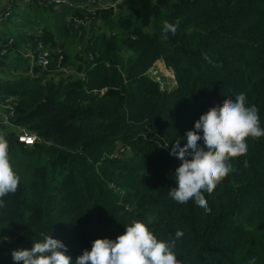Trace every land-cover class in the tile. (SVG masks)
Instances as JSON below:
<instances>
[{
    "label": "trees",
    "instance_id": "16d2710c",
    "mask_svg": "<svg viewBox=\"0 0 264 264\" xmlns=\"http://www.w3.org/2000/svg\"><path fill=\"white\" fill-rule=\"evenodd\" d=\"M36 4L39 33L20 30L19 18L0 31V107L12 110L0 140L19 176L0 208V264H22L11 250L46 234L74 259L135 220L165 241L182 231L180 264H264V136L245 138L247 153L230 158L231 171L205 194L207 210L168 196L180 163L169 150L209 108L244 92L264 128V0ZM76 41L72 64L66 47ZM158 60L172 72L170 89L150 71ZM68 70L74 78L54 80ZM22 130L37 140L19 141Z\"/></svg>",
    "mask_w": 264,
    "mask_h": 264
},
{
    "label": "clouds",
    "instance_id": "9594fccd",
    "mask_svg": "<svg viewBox=\"0 0 264 264\" xmlns=\"http://www.w3.org/2000/svg\"><path fill=\"white\" fill-rule=\"evenodd\" d=\"M162 30L174 35L176 24L164 21ZM233 96L234 99H228L222 106L202 113L193 128L173 142L169 154L180 163L173 172L175 187L168 191L172 200L181 204L192 200L194 205L207 210L205 194L211 193L231 171L230 158L247 153L245 138L264 136L256 105L246 104L244 92ZM180 140L185 141L182 146ZM18 183L19 176L10 162L7 144L0 140V208L5 206L3 197L15 193ZM182 236L183 232L177 230L167 241L158 239L144 222L135 220L125 224V231L115 238H95L91 247L74 259L67 252V245L50 234L34 240L30 248L12 249L11 257L22 264H180L173 249ZM248 264H255V257Z\"/></svg>",
    "mask_w": 264,
    "mask_h": 264
},
{
    "label": "rangeland",
    "instance_id": "374dc122",
    "mask_svg": "<svg viewBox=\"0 0 264 264\" xmlns=\"http://www.w3.org/2000/svg\"><path fill=\"white\" fill-rule=\"evenodd\" d=\"M37 6L38 5L36 4V0H0V31L4 29L13 30L14 28L13 23L17 20V18H19V21L22 19L21 21L26 22L25 26L22 24L23 22H19L20 30H24L26 32H32V33H35V32L39 33V31L42 28V23L38 21V19H36V16H34V13L39 12L41 10V7L40 9H38ZM63 6L65 10L70 11V8L68 5L64 4ZM3 11L12 13L11 15L12 17L8 21L7 19L3 18L6 16V13ZM15 11L19 12L17 16L14 14ZM23 18H26V19L23 20ZM147 30H149V28H147ZM78 42L79 41H76V43L72 47H69V48L66 47V52L70 56L69 60L71 59L72 64L74 62L73 56L76 53V51L79 49ZM27 47H28L27 45L22 44V50H26ZM69 66H71V64ZM150 71L151 72L155 71L157 74H160L163 76L166 89H170L175 85L171 70L167 68L162 61L160 60L156 61L152 65ZM6 74L8 75V73ZM19 74H20V71L18 70L16 72H12L10 76L11 77L15 75L18 76ZM68 75H71L72 78L75 77V73L72 70L71 71L68 70L67 72H65V74L54 75L53 78L54 80H58L60 77H65ZM4 111L5 110L2 107H0V118L2 117V114Z\"/></svg>",
    "mask_w": 264,
    "mask_h": 264
},
{
    "label": "built area",
    "instance_id": "2783aa9c",
    "mask_svg": "<svg viewBox=\"0 0 264 264\" xmlns=\"http://www.w3.org/2000/svg\"><path fill=\"white\" fill-rule=\"evenodd\" d=\"M48 55H49V52L47 50H44L39 54L37 61L42 67H44L47 64ZM153 74L155 76L154 78L157 81L159 87L164 88L165 83L163 80V76L160 74H157L156 72H154ZM5 108L7 110L3 112L1 120H0V122L2 121V123H8V117L12 114V110L9 105H5ZM18 140L21 142H24L25 144L30 145V144H33L37 140V138L34 134L29 133L25 130H22V132L18 135Z\"/></svg>",
    "mask_w": 264,
    "mask_h": 264
},
{
    "label": "crops",
    "instance_id": "0c3cea01",
    "mask_svg": "<svg viewBox=\"0 0 264 264\" xmlns=\"http://www.w3.org/2000/svg\"><path fill=\"white\" fill-rule=\"evenodd\" d=\"M0 120H1V118H0Z\"/></svg>",
    "mask_w": 264,
    "mask_h": 264
}]
</instances>
